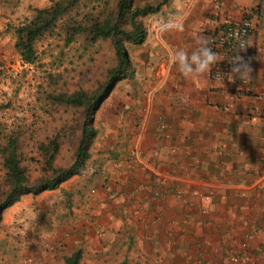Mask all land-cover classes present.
<instances>
[{
    "label": "crops",
    "instance_id": "crops-1",
    "mask_svg": "<svg viewBox=\"0 0 264 264\" xmlns=\"http://www.w3.org/2000/svg\"><path fill=\"white\" fill-rule=\"evenodd\" d=\"M49 3L0 0V59L29 7ZM152 14L147 65L121 83L129 97L104 104L100 147L79 174L35 197L58 203L61 251L100 257L81 264H264V0H167ZM242 18L252 24L240 54L247 86L209 72L185 78L169 64ZM169 19L183 29L163 31L158 21Z\"/></svg>",
    "mask_w": 264,
    "mask_h": 264
},
{
    "label": "rangeland",
    "instance_id": "rangeland-1",
    "mask_svg": "<svg viewBox=\"0 0 264 264\" xmlns=\"http://www.w3.org/2000/svg\"><path fill=\"white\" fill-rule=\"evenodd\" d=\"M118 1L80 0L55 28L35 43L37 60L33 64L24 63L15 48L7 59H0V121L23 132V159L31 177L41 174L40 161L44 154L40 142L48 143L54 136L59 142L54 165L68 166L74 160L83 123L82 108L58 106L48 97L61 91L94 90L105 81L117 63L113 42L110 38L92 40L90 26L94 21L116 20ZM157 1L133 0V4L143 6ZM32 10L29 7V14L21 22L31 18ZM151 16L154 15L142 17L147 33L152 31ZM124 46L135 67V78L147 65V44L144 40L139 46L127 42ZM134 78L117 82L95 113L93 125L98 134L94 150L100 147L105 131L101 119L104 104L120 94L129 97L132 91L123 89L121 83ZM50 198L27 195L4 212L0 226V264H62L63 251L56 237L60 233H52L59 228L53 224L59 208L58 203L56 209L52 206ZM94 254L87 252L82 257L84 261L93 257L98 260L100 257Z\"/></svg>",
    "mask_w": 264,
    "mask_h": 264
},
{
    "label": "trees",
    "instance_id": "trees-1",
    "mask_svg": "<svg viewBox=\"0 0 264 264\" xmlns=\"http://www.w3.org/2000/svg\"><path fill=\"white\" fill-rule=\"evenodd\" d=\"M80 0H53L43 8H33L31 18L13 26L14 48L24 63L33 64L37 60L35 43L51 31L59 21ZM167 0L157 4L146 3L135 6L133 0H119L117 3V19L94 21L91 23L92 40L112 39L117 63L109 70L105 81L94 90L82 89L71 92H59L49 95L52 103L58 106L81 107L83 123L80 138L74 153V160L68 166H55L54 161L59 150L57 136L48 143L40 142L42 156L41 174L31 177L23 159V139L20 128L9 127L0 121V226L4 212L27 195L36 196L47 190H54L66 180L77 175L90 161L93 144L98 131L94 127L95 113L108 97L113 87L120 80H129L135 76V67L128 55L124 43L141 45L147 35L142 17L156 13ZM122 21L118 22V21ZM65 198L68 192L61 191ZM62 264H81L82 250L77 248L69 253H62Z\"/></svg>",
    "mask_w": 264,
    "mask_h": 264
},
{
    "label": "clouds",
    "instance_id": "clouds-1",
    "mask_svg": "<svg viewBox=\"0 0 264 264\" xmlns=\"http://www.w3.org/2000/svg\"><path fill=\"white\" fill-rule=\"evenodd\" d=\"M158 24L163 31L183 29L182 24L177 23L175 19L161 20L158 21ZM198 45L191 54L185 49H178L169 56V64L175 66L177 71L185 78H196L210 72L211 66L218 62V56L207 46V40L198 41ZM245 48L241 45V50ZM230 65L231 70L226 74L229 83H235L236 80H245L252 71L248 63L244 62L239 54H237Z\"/></svg>",
    "mask_w": 264,
    "mask_h": 264
},
{
    "label": "built area",
    "instance_id": "built-area-1",
    "mask_svg": "<svg viewBox=\"0 0 264 264\" xmlns=\"http://www.w3.org/2000/svg\"><path fill=\"white\" fill-rule=\"evenodd\" d=\"M251 21L246 18L225 22L217 30L208 35L207 45L218 56V62L211 66L209 72L210 78L218 81H224L229 86L248 85V77L243 80H236L235 83H229L226 74L230 72V63L237 56L248 48V37L251 30ZM241 45L246 47L241 50Z\"/></svg>",
    "mask_w": 264,
    "mask_h": 264
}]
</instances>
